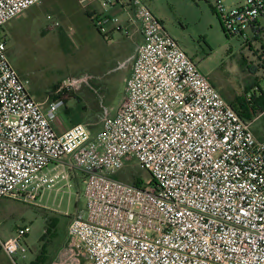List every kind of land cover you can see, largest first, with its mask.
Returning a JSON list of instances; mask_svg holds the SVG:
<instances>
[{"label": "built area", "instance_id": "built-area-1", "mask_svg": "<svg viewBox=\"0 0 264 264\" xmlns=\"http://www.w3.org/2000/svg\"><path fill=\"white\" fill-rule=\"evenodd\" d=\"M41 1L0 0V199L37 203L63 182L71 187L70 169L81 173L85 214L71 219L61 252L71 264H264V137L254 121L235 111L142 0H78L85 8L99 2L101 31L121 22L113 14L120 7L118 31L141 40L117 112L106 110L95 134L86 124L58 132L66 101L31 96L1 35ZM215 1L225 33L244 41L264 80V0L230 9ZM252 91L249 100L264 87ZM131 160L150 175L142 188L116 179ZM29 233L19 228L1 244L14 264Z\"/></svg>", "mask_w": 264, "mask_h": 264}, {"label": "rangeland", "instance_id": "rangeland-1", "mask_svg": "<svg viewBox=\"0 0 264 264\" xmlns=\"http://www.w3.org/2000/svg\"><path fill=\"white\" fill-rule=\"evenodd\" d=\"M142 1L230 105L248 103L247 94L253 92L252 87H264L251 50L241 38L225 33L215 0ZM222 2L230 9L242 1ZM91 6L93 10L78 0H42L6 24L1 35L7 42L8 59L26 82L31 96L43 101L50 95H60L70 111L71 117L67 113L66 116L70 120L79 116L95 134L102 114L106 110L116 113L124 101L136 38L118 31L126 20L124 11L117 14L119 24L109 23L101 31L87 11L102 15L103 9L98 1ZM48 16L53 20L49 21ZM83 78H87V83L78 90H61L64 83ZM252 120L253 131L263 138L264 112ZM69 172L70 188L63 182L58 192L45 191L37 203L6 200L9 213L0 226L3 232L15 234L19 228L30 227L29 235L22 241L27 249L25 258L22 253L15 256L18 264L35 262L37 254L40 259L36 264H50L62 252L71 219L85 213L83 175L71 169ZM116 179L145 183L150 175L136 160H131Z\"/></svg>", "mask_w": 264, "mask_h": 264}, {"label": "crops", "instance_id": "crops-1", "mask_svg": "<svg viewBox=\"0 0 264 264\" xmlns=\"http://www.w3.org/2000/svg\"><path fill=\"white\" fill-rule=\"evenodd\" d=\"M120 1L127 2L128 0H120ZM89 8H92V6H90ZM92 10H93V8H92ZM120 11H122L121 8L120 7H117L115 10H113V14H118ZM93 14H95V13L93 12ZM133 37L136 38L135 41H138L139 42L141 40V37L139 35H136L135 34ZM45 100H43V101L42 100L41 101L38 100L37 102H39V103H45ZM111 113L113 114V112H111ZM60 120L61 121L56 124V128H57L58 132H63L65 130L69 129L70 127H72V126L77 125V124H75V122L73 120L72 121L74 123H72L71 120L66 115L64 117H62ZM78 124H85V123L82 122V120H81V122L78 123ZM86 125H88V124H86ZM8 199L12 200L13 198H2V199H0V226L4 223V220L6 219V216L9 213V206H8V204H6V200H8ZM84 214H82V215L77 214L76 216L82 217V216H84ZM13 236H14V233L5 234L3 232V230H2V227H0V264H14L13 259H11L4 252V250L2 249V246H1L2 243H4L7 240L11 239ZM25 238H27V237H25ZM67 242H68V237H67V240L65 242V245L67 244ZM18 253H22L23 254V258H25V253H27V249H25V252L19 250ZM38 259H40V257H38V254H37L36 261H38ZM36 261L35 262H31L30 264H36ZM70 262L71 261H68L67 258L65 256H63L62 253H60V254H58L56 256V258H54L51 261L50 264H71Z\"/></svg>", "mask_w": 264, "mask_h": 264}, {"label": "trees", "instance_id": "trees-1", "mask_svg": "<svg viewBox=\"0 0 264 264\" xmlns=\"http://www.w3.org/2000/svg\"><path fill=\"white\" fill-rule=\"evenodd\" d=\"M87 13H88L89 18L94 22L95 14H93L89 10L87 11ZM252 89H253V87H252ZM231 106L235 109V111L243 119L251 121L257 113H263L264 112V94L263 95H255L252 98V100H248V103H246V102L244 103L243 101H238L237 103H232ZM67 114L70 116V111L68 109H67ZM73 121L75 122V124H78L81 122V119L79 118V116H77V118H74ZM131 183L134 186L139 187V188H142L144 185V182L141 180H138V179L131 180ZM47 234H49V231L46 232V234L44 235V238H46ZM38 261H36V262H38Z\"/></svg>", "mask_w": 264, "mask_h": 264}]
</instances>
